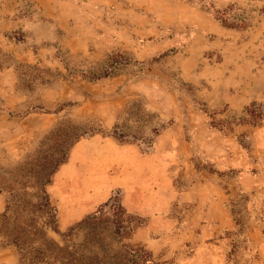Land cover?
Masks as SVG:
<instances>
[{
    "label": "rangeland",
    "instance_id": "obj_1",
    "mask_svg": "<svg viewBox=\"0 0 264 264\" xmlns=\"http://www.w3.org/2000/svg\"><path fill=\"white\" fill-rule=\"evenodd\" d=\"M253 101L264 110V0H0L1 231L6 212L27 249L90 235L166 264H264ZM103 140L135 158L124 178L99 170ZM45 178L54 211L37 206ZM105 202L131 231L85 225L113 223ZM0 233V264H19Z\"/></svg>",
    "mask_w": 264,
    "mask_h": 264
},
{
    "label": "trees",
    "instance_id": "obj_2",
    "mask_svg": "<svg viewBox=\"0 0 264 264\" xmlns=\"http://www.w3.org/2000/svg\"><path fill=\"white\" fill-rule=\"evenodd\" d=\"M217 17L220 18L222 25L228 27H234L235 25L243 26L245 24L242 19H240L238 24H232L229 23L227 21L228 19L223 16ZM116 55L117 53H113L111 55V59H113ZM106 72L107 71H105V73ZM254 105L255 102L253 101L250 105L245 107V111L249 119L242 117V122H248L249 120L255 122L264 119V110L260 108L253 109ZM211 124L222 125L223 123L220 121H211ZM219 128L221 127L219 126ZM228 128L231 129V127ZM65 158H67V154H65L62 159L56 162L54 169L58 164L63 163L65 161ZM46 181H48L47 178H45L43 185L39 187L42 195L39 198L40 201L38 202L37 206L45 207L47 211H51V209L54 211L55 208L50 204L48 194L45 192L44 185L46 184ZM30 204L32 205L34 203ZM105 205H108L109 209H111V215L113 217L111 221L113 223H94L97 218L96 214H92L86 217L87 220H91L92 223H85V225H87L91 229H95L96 227L98 228V225H100L103 228L107 229L109 234L114 236H121L133 229V225L135 223H124L125 220L122 216L124 215L125 217L126 209L121 203L105 202L103 206H101V208L98 210L97 214H102V211L104 210L103 207ZM127 214L129 215V213ZM1 218L4 221L6 229L4 231H1L0 229V232H9L6 238L7 243L15 245V247H17L19 251L24 250V254H21V256H19L18 258L19 264L23 263L22 259L26 261L25 264H49L52 262H56L58 264H166L163 260L160 261L155 259L151 251L142 246L132 247L123 244L122 250H116L113 252V254H111L108 251L111 249V246L104 243L103 239L99 237H90V235L88 234V236L84 237V239L79 243L72 242L59 244L56 241H51L48 244L45 242L42 243L44 249H41L39 247H29V249H27L24 246H20L21 242H23L20 239V233L22 231L19 230V228H17L16 226L12 227L11 229L7 227L8 223H5V221H7L8 219L6 212L1 213ZM53 229L56 230V227H53ZM29 232L30 234H35L37 232V228L33 226L29 230ZM24 255L25 258H23Z\"/></svg>",
    "mask_w": 264,
    "mask_h": 264
},
{
    "label": "crops",
    "instance_id": "obj_3",
    "mask_svg": "<svg viewBox=\"0 0 264 264\" xmlns=\"http://www.w3.org/2000/svg\"><path fill=\"white\" fill-rule=\"evenodd\" d=\"M91 140H95V139H89V141H91ZM105 142H106L105 140H103V142H102V146H103L102 153H103V155L101 156V159H99V160H100V162L102 161L103 165H102L101 169H99V170L101 172H104V168H106L107 171H108V168H110V169H113L116 174L119 173V175H122L123 174L122 172H125V164L128 161H130V162L134 161L135 158L132 157V154L127 155V153H123L122 155H120L121 151H125L123 149V146L116 144L115 142H113L111 140H108L107 143H105ZM81 144H84V143H82V141H79L77 145H81ZM80 151H81L80 149L78 152H75L73 150L71 157H74V158L77 156L81 157L82 153ZM74 152H75V154H74ZM84 155H87V154L85 153ZM146 157L147 156L139 157V158L144 159ZM89 160L91 161V159H89ZM118 162H121V163H118ZM115 164H120V165H115ZM116 166H118V167H116ZM119 166H121L122 168ZM124 177L125 176H123V178ZM87 210H88V208L84 209L78 215L84 213ZM78 215H76L73 219H76L78 217Z\"/></svg>",
    "mask_w": 264,
    "mask_h": 264
}]
</instances>
